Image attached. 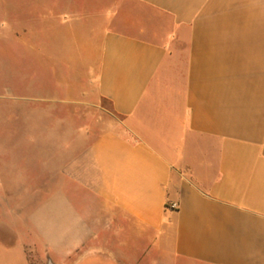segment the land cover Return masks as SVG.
<instances>
[{
	"label": "crops",
	"instance_id": "0c3cea01",
	"mask_svg": "<svg viewBox=\"0 0 264 264\" xmlns=\"http://www.w3.org/2000/svg\"><path fill=\"white\" fill-rule=\"evenodd\" d=\"M0 40L23 104L115 113L0 146V264H264V0H0Z\"/></svg>",
	"mask_w": 264,
	"mask_h": 264
},
{
	"label": "rangeland",
	"instance_id": "374dc122",
	"mask_svg": "<svg viewBox=\"0 0 264 264\" xmlns=\"http://www.w3.org/2000/svg\"><path fill=\"white\" fill-rule=\"evenodd\" d=\"M1 48L2 41L0 40V146L2 144L49 143L52 141L57 143L71 141L74 144H79L82 142V137L91 142L101 131L112 126L115 113L111 103L105 98L95 102L82 100L81 102L58 104L57 107L46 104H23L16 96V91L12 90L11 93H8L9 89L6 87L7 81L16 83L22 73L16 70L9 73L2 71L3 61L6 62V54L3 55ZM96 58L86 55H66L61 57V65L70 67L72 70H81L91 59L95 62ZM26 74H31L32 78V73L24 75ZM63 74L71 76L70 71L67 70L63 71ZM44 107L56 111V115L60 118H38L43 115L41 108ZM64 116L67 118L65 119Z\"/></svg>",
	"mask_w": 264,
	"mask_h": 264
},
{
	"label": "built area",
	"instance_id": "2783aa9c",
	"mask_svg": "<svg viewBox=\"0 0 264 264\" xmlns=\"http://www.w3.org/2000/svg\"><path fill=\"white\" fill-rule=\"evenodd\" d=\"M169 207L172 209H177L179 207V203L176 201L171 202V203H169Z\"/></svg>",
	"mask_w": 264,
	"mask_h": 264
}]
</instances>
